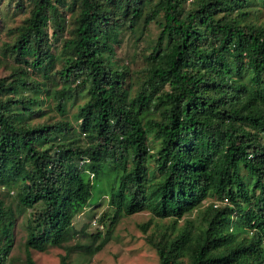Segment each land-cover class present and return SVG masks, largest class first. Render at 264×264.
Here are the masks:
<instances>
[{"label": "trees", "instance_id": "16d2710c", "mask_svg": "<svg viewBox=\"0 0 264 264\" xmlns=\"http://www.w3.org/2000/svg\"><path fill=\"white\" fill-rule=\"evenodd\" d=\"M4 1L0 264L18 216L27 264H71L141 211L158 264H264V0H7L12 26ZM100 196L111 212L67 245Z\"/></svg>", "mask_w": 264, "mask_h": 264}, {"label": "rangeland", "instance_id": "374dc122", "mask_svg": "<svg viewBox=\"0 0 264 264\" xmlns=\"http://www.w3.org/2000/svg\"><path fill=\"white\" fill-rule=\"evenodd\" d=\"M2 13L4 23L8 26L14 25L21 19V15L14 14L13 5L10 6L7 0L3 2ZM262 15L264 16V10ZM152 33L155 34L156 29H153ZM7 38L5 32L0 30V43ZM136 51L132 36L127 33L122 35L121 45L117 49V57L130 61L136 57ZM136 61L138 64L141 63V58L138 54ZM7 72V68L0 65V76L6 75ZM74 111L75 108H72L68 115L71 116ZM92 182L96 187L98 182V184H102L94 178ZM106 211L110 213L111 208L107 205L106 196H100L96 204L87 206L83 212L74 218V228L83 231L66 244L88 242L89 239L85 233L92 234L97 232V224L101 223L99 221L100 216ZM117 217L119 218L111 233V237L103 248L90 258L86 256L80 257L77 253H72L71 264H158V256L154 248L145 241L140 228V225L152 219V215L148 211H141L127 216L121 214ZM153 220L154 222L156 221L155 218ZM25 224L24 217L22 215L18 216L14 227L15 245L10 253L9 264H27L24 247L26 237ZM63 253L64 249L62 247L54 246L49 247L45 251L30 250V256L34 264H59V256Z\"/></svg>", "mask_w": 264, "mask_h": 264}]
</instances>
